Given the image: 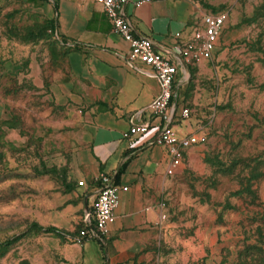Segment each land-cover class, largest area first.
Segmentation results:
<instances>
[{
  "label": "crops",
  "instance_id": "1",
  "mask_svg": "<svg viewBox=\"0 0 264 264\" xmlns=\"http://www.w3.org/2000/svg\"><path fill=\"white\" fill-rule=\"evenodd\" d=\"M13 2L55 20L59 35V45L51 48L44 40H17L0 30V125L8 140L21 144L30 139L22 119L28 117L29 125L35 123L29 117L36 116L38 139L48 154L53 141L65 148L56 152L58 163L67 170L63 190L54 194L53 206L61 208L52 214V222L69 230L79 225L80 230L101 174L114 179L118 174V184L128 187L120 194L105 242L93 238L79 242L77 232L62 264H147L155 227L163 221L162 198L173 177L166 173L170 159L165 147L149 144L158 128L132 143L123 135L132 122L147 118L141 111L160 93L153 69L127 63L129 44L113 31L95 0ZM127 13L137 31L154 38L163 50L190 39L204 16L192 0H152L128 6ZM207 61L192 66L186 82L184 73L179 77L180 105L190 108L185 89L203 73ZM194 126L192 118L178 116L174 121L181 135L195 132Z\"/></svg>",
  "mask_w": 264,
  "mask_h": 264
},
{
  "label": "rangeland",
  "instance_id": "2",
  "mask_svg": "<svg viewBox=\"0 0 264 264\" xmlns=\"http://www.w3.org/2000/svg\"><path fill=\"white\" fill-rule=\"evenodd\" d=\"M192 1L204 15L227 13V28L185 89L199 142L168 179L147 264H238L241 252L257 264V248L264 249V0ZM53 27L46 16L0 0V30L17 40L54 48ZM26 119L30 139L21 144L0 125V264H62L80 231L52 222L67 170L56 152L65 148L53 141L48 154L39 118Z\"/></svg>",
  "mask_w": 264,
  "mask_h": 264
},
{
  "label": "built area",
  "instance_id": "3",
  "mask_svg": "<svg viewBox=\"0 0 264 264\" xmlns=\"http://www.w3.org/2000/svg\"><path fill=\"white\" fill-rule=\"evenodd\" d=\"M151 1L95 0L103 8L113 31L129 44L127 63L132 67L137 65L150 67L160 84L159 95L148 109L141 111L142 114L146 112L147 118L140 122H132L123 136L132 143L151 128H158L156 137L149 144L166 148L170 159L166 173L174 176L183 165L188 150L199 142L197 134L181 135L174 127V121L178 116L187 119L191 113L189 107L179 104L181 85L179 77L184 73L186 82L192 66L213 57L228 21V14L223 12L205 14L202 26L194 29L190 39L176 43L171 49L163 50L154 38L137 31L127 13L128 6L139 7ZM52 32L58 40L56 22ZM179 36L180 34L177 35ZM96 181L98 183L96 195L84 213L77 238L79 242L88 238L105 242L116 219L120 194L128 190L127 186L116 183L115 179L107 174H101ZM79 184L84 185V182L80 181Z\"/></svg>",
  "mask_w": 264,
  "mask_h": 264
},
{
  "label": "trees",
  "instance_id": "4",
  "mask_svg": "<svg viewBox=\"0 0 264 264\" xmlns=\"http://www.w3.org/2000/svg\"><path fill=\"white\" fill-rule=\"evenodd\" d=\"M55 24V20H52V26H54ZM115 182L118 183V174L115 177ZM257 252L261 255V258L257 261V264H264V249H258L257 248ZM244 252L240 253V257H239V262L238 264H250L249 262H247L246 258H243Z\"/></svg>",
  "mask_w": 264,
  "mask_h": 264
}]
</instances>
